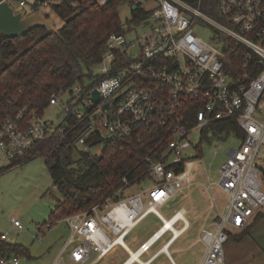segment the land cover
<instances>
[{
	"label": "built area",
	"instance_id": "obj_1",
	"mask_svg": "<svg viewBox=\"0 0 264 264\" xmlns=\"http://www.w3.org/2000/svg\"><path fill=\"white\" fill-rule=\"evenodd\" d=\"M156 1L151 9L142 6L149 13L138 23L110 34L91 84L84 79L50 94L49 105L60 109L58 122L23 107L0 124V173L40 155L30 154L38 143L50 138L58 143L74 131L72 145L77 153L100 154L110 138L140 139L143 132L171 126L173 136L164 156L150 159L147 178L153 184L133 193L134 184H127L88 209L65 215L62 220L70 233L53 264H67L62 254L69 246L73 263L96 262L120 247L128 254L125 264L132 257L126 239L150 213L162 226L135 250L141 259L168 232L165 244L186 231L185 209L169 218L175 227L182 222L176 235L173 226L166 227L159 206L193 183L191 160L197 150L191 134L218 122L234 121L239 130L230 131L241 143L227 150L219 168L217 185L229 199L225 211L210 221L211 229H201L206 247L199 264H226L224 244L231 229H244L264 210V0H219L222 20L184 0ZM53 2L37 0L45 13L52 11ZM18 4L22 7L26 0ZM138 24L144 26L141 32ZM209 28L213 33L205 38L202 30ZM225 36L245 46L239 76L226 69ZM254 56L256 63L251 66ZM189 103L195 110L193 121L186 117ZM215 184L209 181L211 189ZM11 221L22 228L17 217ZM7 237L8 233H0V243ZM134 263L143 264L138 258L128 264ZM0 264H20V259L12 252L0 254ZM172 264L176 263L172 260Z\"/></svg>",
	"mask_w": 264,
	"mask_h": 264
},
{
	"label": "trees",
	"instance_id": "obj_2",
	"mask_svg": "<svg viewBox=\"0 0 264 264\" xmlns=\"http://www.w3.org/2000/svg\"><path fill=\"white\" fill-rule=\"evenodd\" d=\"M184 1L199 6L214 19L222 20L218 10L219 0ZM123 2L132 6V18L126 23L119 14ZM134 4L136 8H133ZM25 6L30 10L39 8L37 0H26V5L22 7ZM52 12L63 21L57 33L40 26L19 37L0 35V124L23 107L34 109L39 116H43L53 91L93 77L92 68L101 61L110 34L125 31L126 26L138 23L149 13L136 0H111L106 4L97 0H54ZM225 41L226 69L239 76L242 74L245 46L228 36H225ZM256 59L255 56L251 58V66L255 65ZM192 106V103L187 104L188 108ZM194 111L191 108L185 111L190 121L194 120ZM211 126L219 130H239L234 121ZM74 133L58 143L53 138L42 141L30 152L33 155L40 152L44 157L53 185L62 194V199L52 211L53 221L88 209L119 188L146 179L150 159H161L173 136L171 126L167 125L143 132L140 139L110 138L105 141L100 154H90L75 151L72 145ZM196 149L197 157L202 156L201 141ZM262 173L264 179V167ZM247 230L240 232L238 239ZM13 251L21 252L24 248L7 241L0 243V254Z\"/></svg>",
	"mask_w": 264,
	"mask_h": 264
},
{
	"label": "rangeland",
	"instance_id": "obj_3",
	"mask_svg": "<svg viewBox=\"0 0 264 264\" xmlns=\"http://www.w3.org/2000/svg\"><path fill=\"white\" fill-rule=\"evenodd\" d=\"M136 1H140L142 6L147 9H151L157 4L156 0ZM15 2L17 7L18 1ZM131 10L132 6L129 2H123L120 5L119 14L123 23L131 20ZM46 13L54 19L57 27L63 24L61 18L54 12L46 11ZM143 28L144 26L137 25L138 32H141ZM202 31L205 38L213 33L211 28ZM100 68L101 65L97 64L92 68V72L97 74ZM92 79L86 77L85 82L91 84ZM59 114L58 106L49 105L43 116L58 122ZM229 131L209 126L204 133L194 132L191 134L190 138L193 144L201 140L202 146V156L191 160L193 184L180 191L167 204L159 206V210L166 217H170L182 205L191 208L187 214L191 223L190 229L169 247L177 264H196V260L204 249L201 240V227L204 223V217L213 208L212 215L219 212L223 213L226 209L229 196L217 185L220 178L219 168L227 158V150L231 146H237L241 143L240 138L234 137ZM209 181L216 183L212 189L209 186ZM152 184L153 180L147 178L130 187V191L133 193L145 190ZM205 186L208 187L206 195L201 190ZM146 197L145 195L144 198L146 199ZM61 199L62 194L53 185L51 174L42 155L0 173V233H8L7 242L9 244H16V246L19 245L24 248V251L12 252L19 257L20 264H53L58 257V252L63 250L70 233L68 224L62 220L65 216L56 221L51 219L52 211L55 210L58 201ZM214 202L217 207H213ZM194 211L196 215L193 214ZM13 216L20 220L22 228L14 225L11 221ZM258 216L260 217L251 225V233L245 232L240 236L241 239H238L240 231L236 230L224 244L226 264H260V260L264 258V210ZM181 224L182 222H179L177 226ZM160 226L161 221L154 214L147 216L131 231L126 239L132 250L135 251ZM249 226L245 227L242 232ZM169 236L168 233L161 238L148 253L142 256V259L146 260L154 254L168 240ZM254 246L255 251L251 252L250 250ZM70 250L71 246L65 249L62 254L67 262H69ZM126 257L127 254L121 248H117L111 255L97 264H120ZM171 263L168 255L161 253L151 264Z\"/></svg>",
	"mask_w": 264,
	"mask_h": 264
},
{
	"label": "water",
	"instance_id": "obj_4",
	"mask_svg": "<svg viewBox=\"0 0 264 264\" xmlns=\"http://www.w3.org/2000/svg\"><path fill=\"white\" fill-rule=\"evenodd\" d=\"M17 7L10 0H0V35L9 38L19 37L40 26L49 32H58L54 19L43 10L28 11L24 7L19 9ZM136 7L137 5H133V8ZM93 96L97 101L100 99L96 89L93 91ZM104 109L108 110V103L104 105Z\"/></svg>",
	"mask_w": 264,
	"mask_h": 264
},
{
	"label": "crops",
	"instance_id": "obj_5",
	"mask_svg": "<svg viewBox=\"0 0 264 264\" xmlns=\"http://www.w3.org/2000/svg\"><path fill=\"white\" fill-rule=\"evenodd\" d=\"M15 5H16V4H15ZM19 8H22V7H19ZM24 8H26L28 11L30 10V8H29L28 6H25ZM230 133H231V131H230ZM200 141H201V140H200ZM200 141H199L198 143L194 144V149H196V147H197V145H199ZM196 150H197V149H196ZM195 158H196V157H195ZM192 184H193V183H192ZM190 186H191V185H190ZM190 186H188V187H190ZM186 188H187V187H186ZM201 190H202V193H203L204 195H206V193L208 192V187H207V186L202 187ZM186 194H187V193H186ZM174 198H175V197H174ZM174 198H173V199H174ZM171 200H172V199H171ZM171 200H170V201H171ZM214 200H215V199H214ZM170 201H168V202H170ZM168 202H167V203H168ZM167 203H165V204H167ZM165 204H164V205H165ZM215 206L217 207V204L214 202V206H213V207H215ZM199 207H200V206H199ZM182 208L185 209L184 217H185V219L187 220V223H188L189 227L186 229V231H184V232L181 233L178 237H176L174 240H172L170 243H168V244H169L168 248H169L174 242H176L178 239H180V238H181V237H182V236H183V235H184V234L190 229V227H191L190 219H189L188 216H187V214H188V212L191 210V208L189 209L187 206L182 205V206L179 207L176 211H178L179 209H182ZM213 209H214V208H213ZM213 209H212V210H209V213H207L206 216L204 217L205 219H204V223H203L201 229H202V228H205V229H207V230H208V229H211L210 221H211L214 217H216V216L222 214V213L219 212V213H217V214H215V215H212ZM200 210H201V211H204V210H202V209H200ZM176 211H175V212H176ZM160 212H161V211H160ZM175 212H174V213H175ZM161 213H162V212H161ZM151 214H153V213H150V214H148L147 216H149V215H151ZM193 214L196 215V214H195V211L193 212ZM154 215H155V214H154ZM162 215L164 216V218L169 219L173 214H172L170 217H166L163 213H162ZM147 216H146V217H147ZM155 216H156V215H155ZM257 216H258V215H257ZM257 216H256V217H257ZM146 217H145V218H146ZM156 217H157V216H156ZM212 217H213V218H212ZM256 217L254 218V220L252 221V223L250 224V226L253 225V224L255 223V221H256V220H255ZM145 218H144V219H145ZM157 218H158V217H157ZM144 219H143V220H144ZM158 219H159V218H158ZM210 219H211V220H210ZM143 220H142V221H143ZM159 220H160V219H159ZM142 221H141V222H142ZM160 221H161V220H160ZM180 222H181V221H180ZM178 223H179V222H178ZM178 223H177V224H178ZM177 224H176V227L179 228L181 225H180V226H177ZM161 226H162V221H161ZM161 226H160V227H161ZM250 226L248 227V230H247L248 233H251V231H252V226H251V227H250ZM160 227H159V228H160ZM159 228H158V229H159ZM158 229H157V230H158ZM233 229H234V228H233ZM233 229H231V231H232L231 235H232L233 233H235L236 230H238V229H235V230L233 231ZM157 230H156V231H157ZM242 230H243V229H240V230H238V231L242 232ZM156 231H155V232H156ZM155 232H154V233H155ZM154 233H152V234H151V235H150L145 241H147V240H148V239H149ZM168 233L171 234L170 232H168ZM168 233H167V234H168ZM238 234H240V233H238ZM239 239H241V238H239ZM160 240H161V239H160ZM145 241H144V242H145ZM144 242H143V243H144ZM157 242H158V241H157ZM165 243H166V242H165ZM165 243H164V244H165ZM164 244H163V245H164ZM203 244H204V242H203ZM163 245H162V246H163ZM140 246H141V245H140ZM140 246H138V247H140ZM162 246H161V247H162ZM129 247H130V245H129ZM138 247H137V248H138ZM161 247H160V248H161ZM205 247H206V246H205V244H204V249H203L201 255L199 256L198 260H196V261H197L196 264H199V262L201 261L203 255H204V252H205ZM117 248H120V247H117ZM117 248H115V249H114L112 252H110L108 255H106L105 257L101 258L100 260H98V261H96V262H93V263H92L91 260H89V261H87V262H85V263H82V264H97V263L100 262L101 260H103V259L107 258L109 255H111V254H112ZM130 248H131V247H130ZM137 248H136V249H137ZM160 248H159V249H160ZM121 249H122V248H121ZM131 249H132V248H131ZM136 249H135V250H136ZM159 249H158V250H159ZM122 250L127 254V252H126L124 249H122ZM133 250H134V249H133ZM61 251H62V250H61ZM61 251L58 252V255L61 253ZM169 251H170V250H169ZM250 251H251V252L255 251V246H254V247L252 248V250H250ZM161 253H165L166 255H168L170 261L172 262V260H173V261L176 263L174 257L171 255V252H169V253L161 252ZM161 253L157 254V256L160 255ZM58 255H57V256H58ZM127 256H128V254H127ZM157 256H156V257H157ZM156 257H155V258H156ZM126 258H127V257H126ZM126 258H125V259H126ZM155 258H154V259H155ZM125 259H124V260H125ZM154 259H153V260H154ZM124 260H123V261H124ZM143 260H144V259H143ZM153 260H152L151 262H149V264H151V263L153 262ZM123 261H122V262H123ZM66 262H67V261H66ZM122 262H121L120 264H122ZM67 264H79V263H73V262H70V260H69V262H67ZM171 264H172V263H171ZM176 264H177V263H176ZM260 264H264V258L260 260Z\"/></svg>",
	"mask_w": 264,
	"mask_h": 264
},
{
	"label": "bare ground",
	"instance_id": "obj_6",
	"mask_svg": "<svg viewBox=\"0 0 264 264\" xmlns=\"http://www.w3.org/2000/svg\"><path fill=\"white\" fill-rule=\"evenodd\" d=\"M182 214H183L182 212L179 213V215H182ZM171 226H173L176 235H178V234L180 233V230H179L178 228H176V227L173 225V220L166 219V227H171ZM168 246H169V244H165V245H163L162 248H161V250H160L157 254H159V253H161V252L169 253L170 251H169ZM129 249H130V251H131V253H132V257L129 258V260H128L125 264L130 263V262H131L133 259H135V258H138L139 260H141V261L143 262V264H145V261H144L143 259H141V257L138 256V255H139V252L132 250L130 247H129ZM157 254H156V255H157ZM156 255H155V256H156ZM155 256H154V257H155Z\"/></svg>",
	"mask_w": 264,
	"mask_h": 264
}]
</instances>
